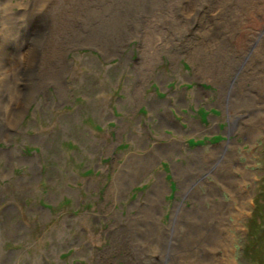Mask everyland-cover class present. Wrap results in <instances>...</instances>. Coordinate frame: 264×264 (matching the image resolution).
<instances>
[{
  "label": "rangeland",
  "instance_id": "1",
  "mask_svg": "<svg viewBox=\"0 0 264 264\" xmlns=\"http://www.w3.org/2000/svg\"><path fill=\"white\" fill-rule=\"evenodd\" d=\"M201 3L35 0L17 21L0 9V126L11 106H22L11 140H0V152L5 150L0 156V264H190L198 250L210 254L195 237L200 218L180 220L179 226L193 228L186 237L183 226L169 232L182 203L185 211L192 208L179 194L181 179L172 170L187 164L191 150L211 153L234 143L250 155L253 178L246 186L242 219L234 225L224 216L233 228L225 226L221 252L212 256L215 261L224 256L214 264H229L225 258L248 264L242 249L264 182V115L252 143L231 130L228 113L241 106L243 94L236 90L246 74L247 55L257 45L250 40L264 28V0H227L226 9ZM32 15L44 20L40 35L29 32ZM206 27L210 35L203 37ZM30 36L40 55L37 80L52 62L63 69L55 82L43 81L36 91L26 85L19 101L4 67L17 56L10 42ZM220 39L228 43L226 49L216 46ZM53 45L62 53L59 61L47 59ZM235 59L247 60L237 66ZM153 101L163 106L156 108ZM160 114L172 125L160 123ZM258 116L253 112L246 119ZM193 121L203 130L193 132ZM142 139L145 145H139ZM171 139L183 142L179 151L164 156L159 149ZM147 153L156 161L132 181V156ZM159 178L167 182L166 191L151 195ZM110 187L115 199L107 195ZM149 201L160 205L159 216L145 211ZM213 223L211 228L218 221Z\"/></svg>",
  "mask_w": 264,
  "mask_h": 264
},
{
  "label": "bare ground",
  "instance_id": "2",
  "mask_svg": "<svg viewBox=\"0 0 264 264\" xmlns=\"http://www.w3.org/2000/svg\"><path fill=\"white\" fill-rule=\"evenodd\" d=\"M34 2L35 0L29 1L28 3H25L23 0H20L19 2L16 3H13L12 0H0V3L3 5L2 7H0V9L4 15H8L11 19L17 21L26 12L25 10H28V8H30ZM201 2H202L201 4L208 5L210 7H214L215 6L214 3L216 2L217 6L223 9H226V4H227V0H220L219 4L217 3L216 0H207V1L201 0ZM14 7L17 8L19 7L21 9L19 11L20 13L14 11L13 10ZM29 17L31 18V20H33V24L31 25L30 30L34 27V29L29 32L38 35L40 33L41 21L44 22V20L40 17L35 18L34 15ZM222 19L223 16H221V20ZM204 29L205 31L202 30L203 33H201L203 37L209 36L211 29L208 27ZM18 40L19 41L10 42L11 45L10 44L9 45L12 46V50L10 52H13L17 56L15 58H10L9 65H6L4 68H6V70H8L9 72L7 77L9 76L13 77L12 78L13 80H11L9 84L13 85L12 91L18 93L19 95L18 100L21 101L20 96L25 94L26 85L32 86L33 89L36 91L39 89L40 86L43 85V81L44 82L48 81L50 83L55 82L56 80L54 79L58 77L57 76L58 71L59 72L62 71L63 65L59 66V63L56 64L54 62L48 64L47 67L41 71L43 72L42 78L40 77V80H37L39 78L37 76V73L39 69L38 61L40 56L38 54V49H37L38 44L34 43V40L31 36L28 38L26 37L23 38V41H21L20 39ZM250 42L251 43L257 42V45L254 46L252 52L250 53V57H248L247 55V58L249 60L247 63L245 62L247 64L245 71L246 74L243 75L242 78L239 80L237 87L238 89L236 90V91L239 90L241 95L242 94L243 95L245 94V96L247 95V97L244 98V96L242 95L241 98L238 99L239 100L238 103L241 106H238L234 109L231 108L233 109V111L228 114L230 116V119H233L234 121V126L231 128V130H233L234 132L241 133L244 137L249 139V141L254 143L255 142L254 136L257 134L256 129H259V126L261 125L259 120H261L263 118L262 115H264V28L258 34L257 39L253 37L251 38ZM14 44H17V46H15ZM227 44H228L227 42L220 39L219 44L216 43V46L217 47L225 46L226 49ZM214 46L215 43L208 45V48ZM196 52L197 51H195L193 55H196ZM14 54H12V56ZM61 54L62 53H60V48L56 46L54 47V45L51 48L47 49V59L49 60L54 61L57 57L59 61L61 59ZM199 58L200 57L197 56V59ZM244 60L246 61L247 59H243V60L235 59L234 63L238 66ZM233 72L235 74V69ZM228 81L229 79H225L221 82V84L226 85ZM18 82H21V85H18L19 84ZM246 82H250L251 86H246ZM57 84L59 85L58 82H56L55 85L58 86ZM198 98L200 97L198 96ZM20 103L23 104L22 102ZM153 103H155L156 108L163 106V102L153 101ZM21 107L22 106H19V104L18 106L16 104L15 106H11V108L8 110V113H6V116L3 118L5 119L3 125L0 126V140L5 141L6 143H9V141L11 140L10 139L11 129L14 128L15 126L16 117ZM7 109L8 107L6 108V112ZM253 112H256L257 114L259 113L258 116L259 119L256 121L253 120L250 121L246 119V116ZM168 119L169 118H167L165 114H160V123L164 122L168 125H172L171 123L172 121H169ZM191 126L194 130L193 132L203 130L199 122L193 121L191 123ZM255 138H257V136ZM170 141L171 143L169 145L159 149L161 154L164 156L169 155L168 157H170L171 154L179 151L180 143L183 142L182 139L181 140L171 139ZM145 143H146L145 140L143 139L139 140V145H145ZM237 145H238L237 143H234L228 149L223 150L222 148V150L220 149L217 151H213L211 153L202 152V151L195 152L191 150L190 154L187 157H185L187 160L186 165L182 166L178 164L175 165V167H173L174 169L173 171H175L176 177L181 179L180 181L181 191L179 192V194L181 193V195L184 198L192 202V208H190L188 211H185L183 209L184 205L182 203L180 208V213H175V214L173 213L172 221L169 227L170 228L169 232L171 231L172 233H176L175 231H179L180 226L186 227V225L179 226L180 220H182L184 217H190V218L198 217V219L200 218L201 222L198 229H195V233L198 234V236L195 235V237L200 239V241L203 240L202 242H205V245L208 246V249L210 251V254H206L203 251L198 250L199 253L196 252L194 259L193 261H190V264H214L216 261L221 262L222 257L224 256H220L221 254H219V258L215 261L212 256V253H216L217 251L221 252L220 243H222V237H220V234L223 232L222 230L225 228V226L226 228H230V229L233 228L226 224V219L224 218V216L227 218V220H229L228 219L229 217H232L235 220L234 225H237V221H239V219H242V210H243L242 202H245V200L247 199L246 196L247 194L245 193L246 186L249 183H252L253 176L251 175V172L249 171L248 168V158L250 155L247 153V151H242L241 149H238ZM1 152H0V156L3 155ZM157 153H159V151ZM7 155L9 154L7 153ZM241 157L246 158L247 161L245 160L246 162L240 163ZM132 158L131 161L129 162L130 164L129 174L131 175L130 170H132V181H135L136 178H139L140 175H142L145 171H147L148 168L151 165H153V163L157 159V157H154L153 154L151 155L149 153H147L144 156L134 155L132 156ZM231 165L234 166V170L231 167ZM158 180L159 181L152 188L155 191H153L152 194L150 193L151 195L161 196L163 191H166L167 188L166 183L160 178ZM107 195L109 197L112 195L111 196L112 198L116 197V195H114V190L112 187H110ZM156 202H152V201L147 202L149 205L148 206L146 205L145 211H149L150 209L151 211L149 212L150 215L157 214L159 216L160 205L159 204L157 205ZM178 204L179 203L176 202L174 205L176 206ZM139 207L141 206L139 205ZM215 221H218L217 226L211 228L212 227L211 223ZM154 227L157 231H161L163 229L159 223L157 224V222L154 224ZM192 229L193 228L186 227L185 230L187 231L184 237H186V235L189 232H191ZM226 231H228V229ZM157 234L158 233H156V236L159 237V234L158 235ZM178 236L180 235H177V237ZM208 257L210 258L207 259ZM196 259L198 260V263L195 262ZM210 259H212L211 262H209ZM225 261H228L229 264H234L232 260L225 258ZM106 262L107 261H105L104 264H106ZM180 264H185V263L182 262Z\"/></svg>",
  "mask_w": 264,
  "mask_h": 264
},
{
  "label": "trees",
  "instance_id": "3",
  "mask_svg": "<svg viewBox=\"0 0 264 264\" xmlns=\"http://www.w3.org/2000/svg\"><path fill=\"white\" fill-rule=\"evenodd\" d=\"M259 188L254 209L247 220V243L242 249V257L248 264H264V182Z\"/></svg>",
  "mask_w": 264,
  "mask_h": 264
},
{
  "label": "flooded vegetation",
  "instance_id": "4",
  "mask_svg": "<svg viewBox=\"0 0 264 264\" xmlns=\"http://www.w3.org/2000/svg\"><path fill=\"white\" fill-rule=\"evenodd\" d=\"M127 160H128V159H127ZM172 171H173V170H172ZM173 173H174V172H173ZM165 183H167V182H165ZM112 184H113V183H112ZM112 184H111V185H112ZM166 186H167V185H166ZM108 189H109V188H108ZM119 190H120V189H119ZM119 190H118V193L120 194V191H119ZM114 199H115V198H114ZM114 199H113V200H114Z\"/></svg>",
  "mask_w": 264,
  "mask_h": 264
}]
</instances>
